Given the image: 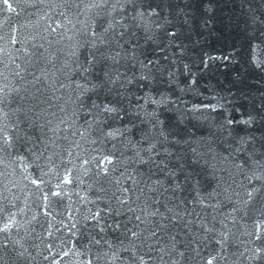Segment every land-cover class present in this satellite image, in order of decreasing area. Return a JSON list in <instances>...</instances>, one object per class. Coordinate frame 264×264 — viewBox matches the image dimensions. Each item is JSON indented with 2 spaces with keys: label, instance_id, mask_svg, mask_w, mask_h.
Listing matches in <instances>:
<instances>
[{
  "label": "water",
  "instance_id": "95a60500",
  "mask_svg": "<svg viewBox=\"0 0 264 264\" xmlns=\"http://www.w3.org/2000/svg\"><path fill=\"white\" fill-rule=\"evenodd\" d=\"M0 264H264V0H0Z\"/></svg>",
  "mask_w": 264,
  "mask_h": 264
},
{
  "label": "snow or ice",
  "instance_id": "6c2138e0",
  "mask_svg": "<svg viewBox=\"0 0 264 264\" xmlns=\"http://www.w3.org/2000/svg\"><path fill=\"white\" fill-rule=\"evenodd\" d=\"M4 3L7 4L8 3V0H4Z\"/></svg>",
  "mask_w": 264,
  "mask_h": 264
}]
</instances>
